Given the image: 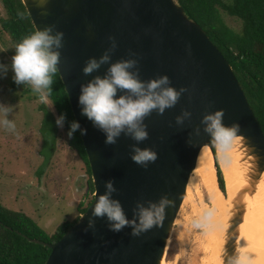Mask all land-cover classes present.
<instances>
[{"label": "water", "instance_id": "water-1", "mask_svg": "<svg viewBox=\"0 0 264 264\" xmlns=\"http://www.w3.org/2000/svg\"><path fill=\"white\" fill-rule=\"evenodd\" d=\"M22 1L35 30L54 26L52 35L64 34L57 49L58 72L80 124L95 186L88 211L58 243L48 245L51 255L46 264H161L199 155L206 146L215 152L201 123L206 115L222 110L226 126L239 123L242 137L264 168V131L230 62L177 0ZM110 37L117 46L109 52ZM106 52L109 63L85 75L87 61H99ZM129 59L138 61L130 71L138 69L141 82L167 76L168 86L184 91L174 107L163 114L154 110L144 119L148 139L137 143L122 133L109 145L106 134L82 115L81 87L104 78L112 64ZM124 95H129L127 90H118L116 98ZM185 111L191 113L190 119L178 124L177 117ZM84 129L86 135L81 134ZM134 146L156 152L155 163L147 168L136 164L131 158ZM109 181L117 190L111 198L120 202L129 221L136 218L138 203L147 207L168 195L174 206L167 209L164 227L134 237L130 226L113 232L107 217L94 218L95 203Z\"/></svg>", "mask_w": 264, "mask_h": 264}, {"label": "clouds", "instance_id": "clouds-1", "mask_svg": "<svg viewBox=\"0 0 264 264\" xmlns=\"http://www.w3.org/2000/svg\"><path fill=\"white\" fill-rule=\"evenodd\" d=\"M53 27L36 30L25 37L15 46V55L12 57L11 70L14 73L13 80L17 85L30 86L32 92L38 96L42 104H47L52 94L53 77L58 71L63 33H53ZM112 40V51L116 48L115 38ZM106 52L99 61L91 58L83 69L85 75L98 70L103 64L109 63L110 55ZM138 61L134 59L124 60L112 64L104 78L96 77L93 81L81 87L79 104L82 106V115L87 116L95 127L106 134V143L115 144L122 133L129 135L137 143L148 139L147 126L144 119L154 110L160 114L168 108L174 107L183 93L170 85L167 76L158 79L141 82L139 71L136 69ZM7 67L0 64V75L6 76ZM118 90H127L129 95L120 96ZM9 107L0 104V127L8 132L16 131L14 120H9ZM224 111L206 115L201 123L204 132L210 137V143L215 148L217 157L222 167L235 171L233 189L229 194L228 205L223 208V197L219 193L209 189V204L201 201L203 211L191 221V227L199 235L219 233L222 242L226 243L224 253L219 257V264H264V243L254 245L246 226L249 225V216L253 215L256 201L264 199V179L257 176L259 171L258 158H254V149L248 147V161L243 168L239 164L238 149L246 143L241 135L242 129L239 123L231 126L224 124ZM191 113L185 111L177 117V123L183 124L185 119H190ZM65 116L57 119L58 126H63ZM81 130L78 122L71 124L69 137ZM82 135L87 130L81 131ZM199 134V129H197ZM191 144V141L189 142ZM132 160L147 168L150 163H155L158 156L151 149L133 147ZM191 179V178H190ZM253 179L256 183L253 184ZM201 180L196 179L195 187L199 189ZM193 186L190 184V187ZM106 193L99 196L93 210V217H107L109 228L113 232H120L125 227H132V235L139 237L154 228H163L166 221L167 209L174 206V201L168 195H163L158 202H148V206L138 203L135 219L129 221L119 201L112 199L116 192L114 182L109 181L105 185ZM223 208V216L220 209ZM234 217V219H233ZM239 218V223H236ZM90 221V226L94 224ZM231 248V250H230ZM207 257H201V264H205Z\"/></svg>", "mask_w": 264, "mask_h": 264}, {"label": "rangeland", "instance_id": "rangeland-1", "mask_svg": "<svg viewBox=\"0 0 264 264\" xmlns=\"http://www.w3.org/2000/svg\"><path fill=\"white\" fill-rule=\"evenodd\" d=\"M221 15L229 28L241 33L242 21L223 10ZM6 16L0 0V64L8 69L6 76L0 75V104L11 109L7 118L16 124L15 132L0 127L1 200L7 209L28 215L53 235L60 226L81 218L79 205L87 206L90 200L86 197L89 176L86 165L70 145L64 123L57 132L44 125L46 111L59 119L52 101L42 104L30 86L14 82L11 64L16 45L3 29L1 17ZM219 164L222 169L220 161ZM199 194L195 192L191 204H183L161 264H201V257H207L208 264V235H199L191 227V221L203 211L200 202L210 205L204 183Z\"/></svg>", "mask_w": 264, "mask_h": 264}, {"label": "trees", "instance_id": "trees-1", "mask_svg": "<svg viewBox=\"0 0 264 264\" xmlns=\"http://www.w3.org/2000/svg\"><path fill=\"white\" fill-rule=\"evenodd\" d=\"M6 17H1L5 33L15 45L36 30L22 0H1ZM187 16L207 33L212 42L230 62L236 77L247 96L255 116L264 131V0H177ZM221 10L242 21L241 33L227 26ZM52 94L49 100L56 108L59 118L65 116L64 126L69 137L71 124L76 119L65 86L59 72L53 77ZM56 118L45 112L44 125L58 131ZM70 145L78 152L86 165L87 203L79 205L80 215H84L94 202L95 186L88 156L79 130L69 137ZM215 163L221 192L227 194L226 179L219 164L216 151ZM66 223L53 235L44 231L28 215L7 209L0 193V264H46L51 250L48 245L58 243L75 226ZM38 242V243H37Z\"/></svg>", "mask_w": 264, "mask_h": 264}, {"label": "bare ground", "instance_id": "bare-ground-1", "mask_svg": "<svg viewBox=\"0 0 264 264\" xmlns=\"http://www.w3.org/2000/svg\"><path fill=\"white\" fill-rule=\"evenodd\" d=\"M243 140L246 143H244L243 146H241L238 149V152L240 154L239 164L241 168L245 166L246 161L248 163H251V161H248L249 152L245 151V149L250 146L246 139L243 138ZM252 154H254V152ZM254 158H258L259 161V171L257 172L256 175L261 177V179H264V168L261 167V159L257 155H255ZM222 170L225 175L226 184H227L226 196L221 192L219 188L213 151L209 146L204 147L199 155L197 168L193 172L191 179L189 181L186 198L183 204H191L192 202H194L195 192L199 194L201 183H204L206 188L208 189V193H209V189H211L213 192L219 193L220 196L223 197V208H226L228 205L229 194L233 189V184L235 180V171L234 170L230 171L224 167H222ZM197 178L201 180L198 190L194 186ZM252 183L255 184L256 180L253 179ZM190 184L193 186L190 187ZM194 207H195L194 212H196L197 206L195 205ZM223 208L220 209V216H223L224 214ZM262 216H264V199H260L256 201V205L253 209V215L249 216V225L246 226L245 229L246 232L250 233L254 245H260L261 243H264V229H261L260 227ZM208 238L211 243V252H210V257L208 259V264H219V257L224 253L227 245L226 243L222 242V237L219 233L209 234Z\"/></svg>", "mask_w": 264, "mask_h": 264}, {"label": "snow or ice", "instance_id": "snow-or-ice-1", "mask_svg": "<svg viewBox=\"0 0 264 264\" xmlns=\"http://www.w3.org/2000/svg\"><path fill=\"white\" fill-rule=\"evenodd\" d=\"M261 229H264V216H262L261 218V225H260Z\"/></svg>", "mask_w": 264, "mask_h": 264}]
</instances>
